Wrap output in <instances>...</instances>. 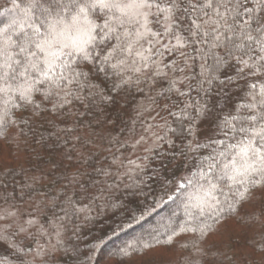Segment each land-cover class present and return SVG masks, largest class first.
<instances>
[{
  "label": "trees",
  "instance_id": "1",
  "mask_svg": "<svg viewBox=\"0 0 264 264\" xmlns=\"http://www.w3.org/2000/svg\"><path fill=\"white\" fill-rule=\"evenodd\" d=\"M0 264H264V0H0Z\"/></svg>",
  "mask_w": 264,
  "mask_h": 264
},
{
  "label": "rangeland",
  "instance_id": "2",
  "mask_svg": "<svg viewBox=\"0 0 264 264\" xmlns=\"http://www.w3.org/2000/svg\"><path fill=\"white\" fill-rule=\"evenodd\" d=\"M132 8L135 6L136 7V4L133 2L131 4ZM213 122L212 121H208L207 119L204 120L200 125H199V128H198V134H197V141L200 142V141H203L209 137L212 136L213 134ZM169 222L165 223L164 225H167Z\"/></svg>",
  "mask_w": 264,
  "mask_h": 264
}]
</instances>
